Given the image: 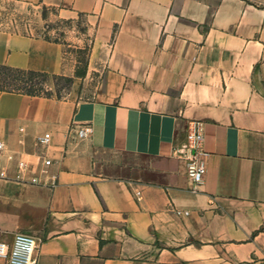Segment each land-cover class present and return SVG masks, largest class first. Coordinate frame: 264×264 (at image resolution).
<instances>
[{"label": "crops", "instance_id": "obj_1", "mask_svg": "<svg viewBox=\"0 0 264 264\" xmlns=\"http://www.w3.org/2000/svg\"><path fill=\"white\" fill-rule=\"evenodd\" d=\"M5 2L84 17L86 32L71 43L0 27V65L74 78L62 98L0 91V141L34 168L53 159L58 178L20 183L11 165L0 240L34 236L38 264H264V0ZM86 43L91 88L68 50ZM196 124L200 187L177 153ZM86 125L89 138H70Z\"/></svg>", "mask_w": 264, "mask_h": 264}, {"label": "built area", "instance_id": "obj_2", "mask_svg": "<svg viewBox=\"0 0 264 264\" xmlns=\"http://www.w3.org/2000/svg\"><path fill=\"white\" fill-rule=\"evenodd\" d=\"M92 134L91 126H81L73 129L70 138L85 140ZM51 133L36 138L37 145L48 146L51 143ZM202 129L196 124L187 136L186 142L177 149L178 156L185 161L187 173L196 187L204 183L207 174L208 154L202 149ZM16 162L17 174L15 181L34 186L56 187L58 178L51 174L53 159L42 157L38 167L34 168L25 160H17L15 153L8 150L4 141H0V179H10V168ZM138 196L140 193L137 194ZM176 214L188 216V211L176 210ZM40 241L27 233H17L11 244L0 240V258L6 259L7 264H38V248Z\"/></svg>", "mask_w": 264, "mask_h": 264}, {"label": "rangeland", "instance_id": "obj_3", "mask_svg": "<svg viewBox=\"0 0 264 264\" xmlns=\"http://www.w3.org/2000/svg\"><path fill=\"white\" fill-rule=\"evenodd\" d=\"M0 27L15 30L19 33L31 34L34 36L44 37L46 39L64 42L70 41L73 43L76 38H84L86 32V22L84 17H79L75 20H64L58 15L55 8H46L43 6L18 5L14 2H5L0 5ZM77 47L80 46V44ZM70 59L77 61L76 72L87 73L90 69L88 63L90 56V46L86 43L79 48L68 49ZM59 79H52L46 83V91L53 93L60 98L66 96L72 89L74 84L73 77L61 76ZM67 78H72L68 81ZM82 88H91L93 86L92 73L91 77L84 79L82 77ZM107 161H116L120 164L136 165V164H151L150 160L130 157L126 155L105 154ZM108 174H121L120 170L107 171Z\"/></svg>", "mask_w": 264, "mask_h": 264}, {"label": "trees", "instance_id": "obj_4", "mask_svg": "<svg viewBox=\"0 0 264 264\" xmlns=\"http://www.w3.org/2000/svg\"><path fill=\"white\" fill-rule=\"evenodd\" d=\"M84 75L85 73L76 72L77 77H83ZM59 78L62 77L44 72L22 70L0 65V91L21 93L30 96L52 97L54 94L46 91V83L52 79ZM67 80L72 81V78H67Z\"/></svg>", "mask_w": 264, "mask_h": 264}]
</instances>
